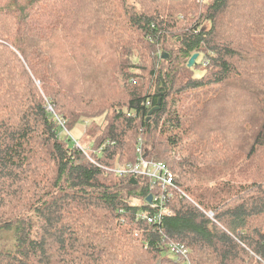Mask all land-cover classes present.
<instances>
[{"label": "trees", "instance_id": "1", "mask_svg": "<svg viewBox=\"0 0 264 264\" xmlns=\"http://www.w3.org/2000/svg\"><path fill=\"white\" fill-rule=\"evenodd\" d=\"M139 149L184 194L161 225L108 171ZM2 230L0 264H264V0H0Z\"/></svg>", "mask_w": 264, "mask_h": 264}, {"label": "built area", "instance_id": "2", "mask_svg": "<svg viewBox=\"0 0 264 264\" xmlns=\"http://www.w3.org/2000/svg\"><path fill=\"white\" fill-rule=\"evenodd\" d=\"M50 111L52 109H49ZM76 145L81 148L89 160L90 149H84L78 142ZM101 150L98 151V154ZM138 159L134 163L119 164L108 170L119 178H131L134 181L140 179L147 184L149 196L152 201H145L146 211H140L137 220L147 222L149 225H161L165 219L171 217L174 211L169 206L170 201L179 192L175 183V175L171 168L163 162L151 161L143 158L142 151L138 150ZM181 195V192H179ZM209 219H214V214L207 213ZM169 255L177 264H194L191 259V250L184 244L171 243L168 248Z\"/></svg>", "mask_w": 264, "mask_h": 264}, {"label": "rangeland", "instance_id": "3", "mask_svg": "<svg viewBox=\"0 0 264 264\" xmlns=\"http://www.w3.org/2000/svg\"><path fill=\"white\" fill-rule=\"evenodd\" d=\"M194 73H195V76H201L204 73V68L200 67ZM86 130H87L86 125L85 127L83 125L78 126V128L74 130L70 135L74 141L73 144H76V142H78L79 144H81V146H83V148L89 149L88 147H91V146L88 144L89 136L87 135L88 133ZM13 242H14L13 233L6 232L4 230L0 231V248H3V247L10 248Z\"/></svg>", "mask_w": 264, "mask_h": 264}, {"label": "water", "instance_id": "4", "mask_svg": "<svg viewBox=\"0 0 264 264\" xmlns=\"http://www.w3.org/2000/svg\"><path fill=\"white\" fill-rule=\"evenodd\" d=\"M167 57H168V56H164L165 59H166ZM198 58H199V54H195V55L191 58V60L189 61L188 67H189V68H192V67L195 65V63H196V61H197ZM158 109H159V107L154 108V109L150 112V114H152L154 111H156V110H158ZM132 182H134L133 179H132ZM147 201H148V202H151V201H152V197L149 196L148 199H147Z\"/></svg>", "mask_w": 264, "mask_h": 264}]
</instances>
